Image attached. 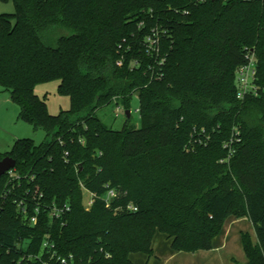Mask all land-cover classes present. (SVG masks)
<instances>
[{
  "label": "trees",
  "instance_id": "16d2710c",
  "mask_svg": "<svg viewBox=\"0 0 264 264\" xmlns=\"http://www.w3.org/2000/svg\"><path fill=\"white\" fill-rule=\"evenodd\" d=\"M1 1L15 12L0 14V87L46 137L0 152L20 176L8 197V174L0 180V264H42L21 259L47 236L71 264H138L134 254L149 264L158 235L175 253L210 251L229 219L252 223L245 264H264V0ZM248 53L260 95L241 101ZM51 81L70 98L58 115L35 91ZM136 94L140 128L99 118L114 102L130 110ZM107 186L118 193L109 206ZM82 188L97 195L89 208ZM27 192L67 205L65 220L41 213L29 225L15 203Z\"/></svg>",
  "mask_w": 264,
  "mask_h": 264
},
{
  "label": "rangeland",
  "instance_id": "374dc122",
  "mask_svg": "<svg viewBox=\"0 0 264 264\" xmlns=\"http://www.w3.org/2000/svg\"><path fill=\"white\" fill-rule=\"evenodd\" d=\"M14 12L15 7L12 1L5 2L0 0V14H13ZM59 83V81H51L39 84L35 89L36 94L46 101L48 110L52 115H58L62 111H68L70 109V98L58 93ZM138 109L139 98L136 94L131 101V120L129 122H127L125 114L127 110L123 104L119 103L118 105L116 102L100 110L98 116L107 126L114 130H122L126 123L132 127L140 128L141 118ZM18 114V106L11 101L8 93L4 92L2 87H0V152L3 154L9 153L18 139H31L36 144H41L45 140L46 134L42 130H34L30 124L20 120ZM90 199V193L85 191L84 203H87ZM235 225L238 224L233 223L232 220L227 222L226 227L227 230H229L230 244L226 250H223L221 253L217 252V255H222L221 257H223L225 254H232L234 252L233 256L238 258L239 261L237 263L242 264L239 257L242 256V258L245 259V253L242 248L241 240L240 238H236V235L238 233L237 227L242 229L246 227L247 224L241 222L239 226ZM155 258L157 261H161V264L163 263L164 259H162V257L154 256L151 260ZM147 261L148 258L146 257L145 263Z\"/></svg>",
  "mask_w": 264,
  "mask_h": 264
},
{
  "label": "built area",
  "instance_id": "2783aa9c",
  "mask_svg": "<svg viewBox=\"0 0 264 264\" xmlns=\"http://www.w3.org/2000/svg\"><path fill=\"white\" fill-rule=\"evenodd\" d=\"M150 41V40H149ZM154 48V47H153ZM247 63L239 66L236 71V84H237V99L244 100L248 96H259L260 95V87L257 85V62L256 56L254 53H248L247 55ZM139 111V110H138ZM242 141L240 131L235 129L231 139L224 144V149L227 150L226 161L229 162L236 153V146L240 144ZM9 181L8 185H11L5 191V195L3 197H8L11 192L16 189V183L18 182V187L20 186V176L14 172V169L8 173ZM83 189V193L86 191L90 193L91 199L84 203L86 208H89L96 199L97 195L87 191L85 188ZM33 198L31 199V192H27L23 197H19L15 200L17 204V208L19 209L20 214L26 219L29 225H36L39 221V216L41 213H45L48 215L50 220L52 221H64L67 213L69 212V207L67 205L58 206L56 204L44 206L41 197L37 192H34ZM118 197V193L115 189L107 186L106 193L102 196L103 200L109 206L113 200ZM31 200L33 201L34 214L31 216ZM127 209L131 212H136L138 209L132 204L128 205ZM65 225V222H62ZM29 241L25 240L22 244V249L27 251L29 246ZM22 261L26 260L28 262L39 261L42 264H71L73 262V258H67L60 255L55 248V243L50 239L49 236L45 238L42 245V251L39 255L34 254H24Z\"/></svg>",
  "mask_w": 264,
  "mask_h": 264
},
{
  "label": "crops",
  "instance_id": "0c3cea01",
  "mask_svg": "<svg viewBox=\"0 0 264 264\" xmlns=\"http://www.w3.org/2000/svg\"><path fill=\"white\" fill-rule=\"evenodd\" d=\"M230 220H232L233 223L238 224L235 226H239L241 222L247 224L246 227L242 229L240 227H237L238 233L236 235V238H240L241 240V236L243 233H249L252 238L255 239L254 227L252 223H250L247 219H229L228 221ZM226 224L221 235L214 241V248L210 251H198L196 253H175L171 249L169 240L161 235H158L154 243L155 256H160V258L162 257V259H164L162 264H238V258L233 256L234 252L232 254H225L223 257H221L222 255H217V252L221 253L223 250H226L230 244L229 230H227ZM131 259L135 263L144 264L146 261V256L143 254H134L131 256ZM239 260L242 264H245L247 261L246 256L245 259L240 256ZM149 264H161V261H157L156 258L154 260L150 259Z\"/></svg>",
  "mask_w": 264,
  "mask_h": 264
},
{
  "label": "water",
  "instance_id": "95a60500",
  "mask_svg": "<svg viewBox=\"0 0 264 264\" xmlns=\"http://www.w3.org/2000/svg\"><path fill=\"white\" fill-rule=\"evenodd\" d=\"M125 114H126L127 121H130L131 111L127 110ZM16 164H17L16 160L12 158L11 156L4 157L0 161V180L3 176L8 174L11 170L15 169Z\"/></svg>",
  "mask_w": 264,
  "mask_h": 264
}]
</instances>
